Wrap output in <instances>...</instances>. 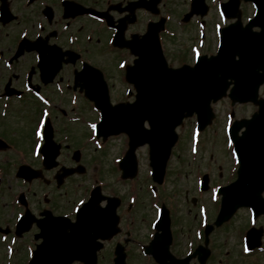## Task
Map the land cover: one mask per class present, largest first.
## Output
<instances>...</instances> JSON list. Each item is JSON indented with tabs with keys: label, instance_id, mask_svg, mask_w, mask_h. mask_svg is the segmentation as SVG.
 I'll return each instance as SVG.
<instances>
[{
	"label": "flooded vegetation",
	"instance_id": "af4514ba",
	"mask_svg": "<svg viewBox=\"0 0 264 264\" xmlns=\"http://www.w3.org/2000/svg\"><path fill=\"white\" fill-rule=\"evenodd\" d=\"M74 1L98 11H107L112 26H117L118 21L123 19L125 39L132 35L140 36L149 22L165 17L164 30L159 33L160 39L164 38L163 32L168 19L163 15V0H159V13L156 15L150 10L139 8L140 4L151 0H99V5L97 0H92L89 4H85L87 0ZM205 2L208 14L211 5L208 1ZM6 3L15 19L8 21L5 16L0 17V264H25L28 250L33 249L39 241L34 238L35 235L50 229V219L53 216L61 215L69 222L73 221V209L78 206L77 201L86 200L95 184L98 185L102 197L99 201L100 208L107 205L106 197L117 199L114 206V231L108 235L110 237L101 241L96 264H114L116 248L119 253H123L125 264H157L151 254L141 255L143 245L148 244L152 237L150 222L155 209L149 199L144 203L145 196L139 192L141 186L135 178L124 181L118 179V165L113 164L110 153L96 150L86 142L91 136L88 124L97 120V111L83 97L84 91L80 90L83 82L78 81L74 86V72L81 68L83 62L101 69L109 82L108 74L112 78L123 75L118 61L115 64L111 61L113 55L118 58L116 53H123L124 60L127 54L131 60L133 57L128 49L118 51L109 44L114 29L106 25L104 18L98 19L89 15L66 18L61 0H34L30 4H25V0H7ZM1 4L2 2L0 6ZM129 5L134 7L133 12L126 9ZM46 7L51 14L50 18L44 15L43 10ZM242 9L243 2H240L241 15ZM32 11L33 21L30 17ZM48 33V44L58 46L61 51H73L71 55H63V58H73V61L62 60L53 80L42 83L37 70L34 73L25 71L24 54L12 61L10 55L21 37L33 39L39 35L43 42ZM102 46H105L104 52ZM105 52L110 53L111 58H106ZM98 56L105 58L104 66L107 71L95 62L94 59ZM114 73L116 75L112 76ZM9 90L12 95H9ZM115 92L110 90V95L116 98L115 101L123 100L116 97ZM44 118L52 126L54 140L61 143L56 157L57 165L43 163L42 152L37 149ZM69 126L72 134L68 131ZM110 138L112 137L106 140ZM75 150H79L77 159L74 156ZM116 152L120 157L121 150L117 148ZM25 165L33 170L36 177L26 179L16 175L19 167ZM78 165H82L83 171L67 176L58 186V169ZM90 176H96L93 184L89 182ZM21 217L25 219L22 228L27 227L19 231L16 225ZM47 219L49 223L46 222ZM259 220L256 226L261 225L263 228L260 250L264 251V216ZM171 230L169 249L176 256L173 248L177 245L178 234L174 223H171ZM67 232L72 233L69 229ZM210 240L211 237L207 243L209 249V242H212ZM194 241L195 235L188 237L184 244L185 253L189 243L194 244L193 248L200 243H193ZM189 264H198L197 259L191 257ZM205 264L215 263L207 261ZM226 264H232V261Z\"/></svg>",
	"mask_w": 264,
	"mask_h": 264
},
{
	"label": "water",
	"instance_id": "95a60500",
	"mask_svg": "<svg viewBox=\"0 0 264 264\" xmlns=\"http://www.w3.org/2000/svg\"><path fill=\"white\" fill-rule=\"evenodd\" d=\"M249 1L256 5L255 16L243 27L237 21L223 28L217 54L200 56L193 67L183 65L169 68L161 54L155 31L151 32L153 40H150L149 34L139 42L135 38L122 42L119 33L114 44L128 47L138 56L134 65L127 67L126 73L127 80L136 88V100L132 104L110 105L106 88H102L103 81L99 72L89 74L87 80L86 95L99 105L102 112L99 132L102 135L119 132L129 135L130 148L124 158L125 164L133 158L132 152L136 146L148 143L154 178L158 181L163 176L165 162L176 141L175 127L184 117L195 113L200 129H203L213 116L210 103L226 94L231 80L233 87L229 92L230 97L240 102L251 101L258 104L257 113L234 125L232 137L239 158L238 177L232 185L220 189L223 197L216 224L228 219L239 206H249L256 214L264 212V201L260 197L264 189V98L257 99L258 87L264 82V0ZM200 2L195 0L194 5L198 7ZM224 11L228 16L235 15L230 12V4L224 6ZM192 13L187 14L185 20ZM203 13L204 10L201 14ZM255 26L260 30L252 31ZM35 48L44 57L54 55L52 51H45L44 44ZM145 120L149 122V129L142 127ZM242 126L245 127L242 136L236 137L237 129ZM46 139L45 149H48L51 139L49 132ZM57 149L58 146L55 145L52 157L56 155ZM203 182L207 183L206 176L203 177ZM93 211L95 214L87 216L83 222L85 232L89 235L98 233V224L102 220L100 212L96 208ZM210 229L207 227L206 234ZM247 237L251 242L254 237L251 231L247 233ZM61 242L68 246L65 237L57 236L56 245L59 246ZM200 254L203 263L207 252L201 250ZM72 258L85 259L86 263L91 264L93 261L87 259H93V252L89 253L79 240L72 250L64 248L61 252L46 257L36 255L31 264H67ZM122 259L123 255L119 253L118 263L123 264Z\"/></svg>",
	"mask_w": 264,
	"mask_h": 264
},
{
	"label": "rangeland",
	"instance_id": "374dc122",
	"mask_svg": "<svg viewBox=\"0 0 264 264\" xmlns=\"http://www.w3.org/2000/svg\"><path fill=\"white\" fill-rule=\"evenodd\" d=\"M91 1L92 0H87L85 4H89L91 3ZM96 3L97 5H99V0H97ZM185 3V0H168V2L166 1L164 3L163 9L172 8L171 11L173 12L175 18L179 19V17L181 18L182 15L187 11ZM35 5H37V3H35ZM16 10L19 12L18 9ZM211 12L212 11L210 10V12L208 11V14L204 15V20L207 21L208 25V28L205 30V39L206 42L209 43V45L211 44L208 48H210L214 44V36L211 26L212 21L209 20V16L213 15L214 13L210 14ZM243 12L245 13H243L244 16L246 14L250 15L251 8L247 7V5H244ZM33 14L34 12L32 11V14L30 15L32 21L34 19ZM216 17L217 16H212V18L214 19H217ZM178 19H171V22L175 23L174 21L177 22ZM186 24H189V26H179L178 30L175 32V36L166 38L164 43V48L167 51L165 52L167 59L172 63L173 66H178L180 63L179 60H181V57L183 56H186L185 59H187V62H190L191 60L189 45L192 42H195L196 30L192 22V18ZM101 49L104 52L105 46H102ZM29 55L32 56V52ZM105 57L111 58V54L105 52ZM104 59L105 58H101L100 56H98L95 57L94 60L96 63L101 65V67L105 71H107L104 66V63L106 62L104 61ZM117 60L118 59L113 60L114 64L117 62ZM29 63H31L30 58L27 59L26 62L24 61L25 68L29 66ZM115 75L116 73H114L112 76ZM108 76L110 77V82L113 83V90L116 91V97L120 96L123 89L121 88L120 92V85L116 81L117 78H112L110 74H108ZM25 105H28V101H26ZM252 108V105L238 107V110L240 112L239 116H241L242 114L248 115L251 112ZM227 109L228 108L225 99L213 105V110L215 112V121L214 123H212L213 127L209 129L210 131H206L201 135V137L203 136L202 144L201 148L198 149L199 152L196 157H192V155L189 154V133L194 119H187L185 123H183V125L179 128L180 142L175 149L173 158L169 162V166L167 169L168 173L165 182L168 185V188L167 191L162 194L163 198L168 197L170 198L169 201L180 204V207L176 209L175 215H173L172 217L176 232L178 233V242L173 250L178 257L182 256L185 253L184 244L187 241L188 237L193 235L194 227L196 226V224H198L196 211L199 199L197 198L196 200L195 197L196 194H198L195 191L196 175H200V172L203 169L211 171L212 185L229 179V175L226 174V168L228 165H230V159L225 153L223 135L221 132L222 124L224 122V115ZM68 131H70V134H72V129L70 126L68 127ZM118 142L119 140L115 139L110 143V145L113 146L111 149L112 153H114L115 147L119 148L121 146ZM205 142L206 147L211 142H214V147L212 146V148L209 147V149L205 150ZM104 152L111 153L108 144ZM138 158V161H140L141 168L144 173L146 172L147 168V155L145 147L138 149ZM194 158L195 160H193ZM197 168H199V171L195 172ZM219 172L221 174L220 176L218 175ZM110 180L112 181V178H110ZM202 195H199L200 199L207 197L208 190L203 196ZM192 200H196L194 204L191 203ZM209 204L211 208H213L214 204ZM209 216H213L212 209L209 210ZM245 225L246 213L245 211H239L233 217L232 221L227 223V225H222L221 227H217L214 229V231L211 233V235L213 236V238L211 239L212 242H209L212 255L211 263L216 264L219 259H224L225 257H227L230 259V261H232V264H249L251 262H253V264H264V255H259L260 253L248 255L244 259L239 255L240 243L239 234H237V232L239 229H241V227Z\"/></svg>",
	"mask_w": 264,
	"mask_h": 264
},
{
	"label": "snow or ice",
	"instance_id": "6c2138e0",
	"mask_svg": "<svg viewBox=\"0 0 264 264\" xmlns=\"http://www.w3.org/2000/svg\"><path fill=\"white\" fill-rule=\"evenodd\" d=\"M40 135V133H39V131H37V136H39Z\"/></svg>",
	"mask_w": 264,
	"mask_h": 264
}]
</instances>
